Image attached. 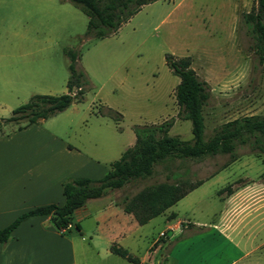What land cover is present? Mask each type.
Segmentation results:
<instances>
[{"label":"rangeland","instance_id":"obj_1","mask_svg":"<svg viewBox=\"0 0 264 264\" xmlns=\"http://www.w3.org/2000/svg\"><path fill=\"white\" fill-rule=\"evenodd\" d=\"M255 5V0H160L142 7L115 34L96 39L86 36L89 19L69 1L0 0V120L11 117L33 96L68 93L66 50L78 52L77 67L88 81L84 100L36 125L37 152H47L45 144L52 141L41 133L45 131L99 164L104 176L135 144L137 126L173 120L169 135L193 140L191 122L178 115L175 89L180 79L166 64L168 54L189 59L210 87L211 98L204 109L206 138L228 121L264 115V66L253 50V34L243 21V15ZM107 109L121 118L117 121L107 115ZM28 127L10 123L0 134L8 136ZM238 153V160L224 169L229 159L225 155L177 160L169 170L159 164L151 178L116 191L115 195H121L117 200L132 196L146 186L165 182L178 167L182 168L178 172L188 171L186 178L192 182L212 176L198 205L180 204L173 209L190 224L206 229H195L186 222L176 227L182 231L188 226L182 236L172 230L164 232L160 238H168L171 245L155 257L156 264H230L245 252L250 253L246 264H264V154L253 155L248 147ZM87 174L92 180L104 177L89 169ZM250 179L262 184L257 189L263 209L254 206L242 216L239 246L223 242L220 229L213 228L226 206L221 200L225 193L218 197L217 192L229 185L250 184ZM161 230L162 215L143 228V239L134 249L138 256L147 252ZM72 234L80 237L76 229Z\"/></svg>","mask_w":264,"mask_h":264},{"label":"trees","instance_id":"obj_2","mask_svg":"<svg viewBox=\"0 0 264 264\" xmlns=\"http://www.w3.org/2000/svg\"><path fill=\"white\" fill-rule=\"evenodd\" d=\"M66 1L80 7L87 14L89 20L86 36L104 39L115 34L142 7L160 0ZM255 1L256 5L252 10L243 15V21L253 34L255 40L253 50L264 66V0ZM66 56L69 59L70 71L68 93L60 96H33L26 105L15 109L11 117L0 120V133L6 124L25 123L27 126L38 124L64 112L74 102L84 100L88 81L85 73L77 67L78 52L68 50ZM166 64L180 79L175 89V99L180 108L178 115L182 120L191 122L193 140L188 142L177 136H170L173 120L135 127V144L127 149L119 160L111 164V169L103 178L100 180L75 178L63 183L65 197L63 206L51 204L23 213L9 226L0 229L1 243L6 244L13 231L23 221L35 216H51L57 231L62 236L68 235L76 210L82 208L89 200L102 198L108 190H120L134 181L151 178L156 165H165L169 170L170 164L177 160L200 161L206 157L225 155L229 159L222 167L224 169L238 160L240 148L248 147L251 154L256 156L264 154V115H251L228 121L215 128L212 135L206 138L204 109L211 98L208 83L198 76L189 59H177L168 54ZM74 90H77L75 94ZM106 114L115 117L117 121L121 118L119 113L111 109H107ZM178 171H171L165 182L146 186L132 196H123L117 201L118 206H121L125 213L132 214L140 226L148 224L165 214L205 182V179L192 182L186 178L188 171ZM223 193L231 195L232 186L220 190L218 196ZM176 217L177 215L172 213L168 220H175ZM76 228H79L78 225ZM111 252L130 263L140 262L121 246L112 245Z\"/></svg>","mask_w":264,"mask_h":264},{"label":"crops","instance_id":"obj_3","mask_svg":"<svg viewBox=\"0 0 264 264\" xmlns=\"http://www.w3.org/2000/svg\"><path fill=\"white\" fill-rule=\"evenodd\" d=\"M83 13L87 16L84 10ZM36 125L32 124L8 136L0 134V229L9 226L23 213L38 207L51 204L63 206V183L67 179L89 178L88 169L100 173L97 177H102L105 172L99 164L73 146L64 144L41 130L39 131L52 138V141L45 144L47 152L38 153L40 145L34 138ZM212 179V176L205 179L199 188L162 215L164 230L159 232L142 257L134 249L143 239V228L157 218L140 226L132 214L125 213L118 206L117 198L121 195H115L117 190H108L102 198L89 200L75 211L70 236H62L57 231L51 216H35L23 221L6 244L0 242V264H133L113 254L112 245L128 250L139 259V264H156L155 257L159 256L161 250L167 251L171 245L168 238H160L162 233L173 229L171 233L182 236L188 226L184 225L182 231L176 230V227L186 222L195 229H206L199 224H190L189 220L182 219L173 209L180 204L192 207L198 205L206 194L204 188L211 184ZM250 181L252 183L242 186L239 184L233 188L231 195L225 193L223 197L218 196L222 197L226 206L220 211L218 222H215L217 224L213 228L220 229L223 242L239 246L241 238L238 236L244 221L242 216L254 206L260 205L258 211L263 209L261 194L258 192L260 189H257L262 184ZM105 198L109 200L103 203ZM172 213L177 217L169 221L168 216ZM74 229L80 237L72 234ZM249 254L243 253L242 257L230 264H246Z\"/></svg>","mask_w":264,"mask_h":264},{"label":"built area","instance_id":"obj_4","mask_svg":"<svg viewBox=\"0 0 264 264\" xmlns=\"http://www.w3.org/2000/svg\"><path fill=\"white\" fill-rule=\"evenodd\" d=\"M171 230H173V229H171ZM161 235L163 236L164 234L162 233Z\"/></svg>","mask_w":264,"mask_h":264}]
</instances>
